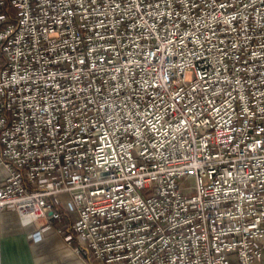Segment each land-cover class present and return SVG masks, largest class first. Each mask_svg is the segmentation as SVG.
<instances>
[{"label":"built area","instance_id":"built-area-1","mask_svg":"<svg viewBox=\"0 0 264 264\" xmlns=\"http://www.w3.org/2000/svg\"><path fill=\"white\" fill-rule=\"evenodd\" d=\"M8 210L90 264H259L264 0H0Z\"/></svg>","mask_w":264,"mask_h":264},{"label":"crops","instance_id":"crops-1","mask_svg":"<svg viewBox=\"0 0 264 264\" xmlns=\"http://www.w3.org/2000/svg\"><path fill=\"white\" fill-rule=\"evenodd\" d=\"M61 197L66 200L69 195ZM64 220L68 227L76 221L70 213H65ZM0 222V264H90L76 252L78 241L68 242L55 230L56 222H25L11 210L3 212Z\"/></svg>","mask_w":264,"mask_h":264},{"label":"rangeland","instance_id":"rangeland-1","mask_svg":"<svg viewBox=\"0 0 264 264\" xmlns=\"http://www.w3.org/2000/svg\"><path fill=\"white\" fill-rule=\"evenodd\" d=\"M259 264H264V256H263L262 259L260 260Z\"/></svg>","mask_w":264,"mask_h":264}]
</instances>
